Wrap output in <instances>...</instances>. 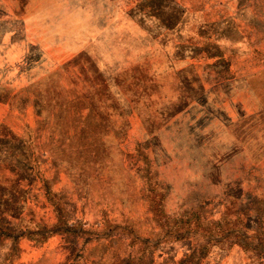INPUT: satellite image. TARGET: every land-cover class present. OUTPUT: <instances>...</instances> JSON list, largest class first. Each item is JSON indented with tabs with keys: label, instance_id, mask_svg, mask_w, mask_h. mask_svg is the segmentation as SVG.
I'll return each mask as SVG.
<instances>
[{
	"label": "rangeland",
	"instance_id": "1",
	"mask_svg": "<svg viewBox=\"0 0 264 264\" xmlns=\"http://www.w3.org/2000/svg\"><path fill=\"white\" fill-rule=\"evenodd\" d=\"M197 222L264 264V0H0V264H180Z\"/></svg>",
	"mask_w": 264,
	"mask_h": 264
},
{
	"label": "trees",
	"instance_id": "2",
	"mask_svg": "<svg viewBox=\"0 0 264 264\" xmlns=\"http://www.w3.org/2000/svg\"><path fill=\"white\" fill-rule=\"evenodd\" d=\"M188 226L191 227V224H188ZM247 229H252V228L247 224H245L243 227H240V229L236 230L237 231L236 236L239 238H243L244 240L242 231ZM212 231L213 230L211 228L204 226L203 223L197 222L191 228H187V229L181 228L175 231L174 234L170 236V238H168V235L166 233L163 234V236H158V237H162L163 240H170L172 242L189 241L190 245H194L193 249L189 251V254H186L184 256L180 264H183L182 263L183 261H185L186 264H201L202 259L207 255L209 248L213 245H216L222 239L230 235V234H226L225 232H220L217 233L216 236H212L213 235ZM27 233L31 234V232H27ZM23 234L24 232L23 233L14 232L12 230H9L8 228H3L0 225V239L11 238L13 240H16L19 236ZM39 234H41L43 238H45L46 236L43 233H39ZM171 250L172 249H170V251ZM152 260H153V256L150 261Z\"/></svg>",
	"mask_w": 264,
	"mask_h": 264
}]
</instances>
